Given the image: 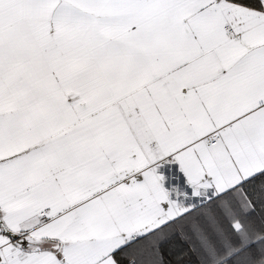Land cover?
Segmentation results:
<instances>
[{
  "label": "snow or ice",
  "instance_id": "1",
  "mask_svg": "<svg viewBox=\"0 0 264 264\" xmlns=\"http://www.w3.org/2000/svg\"><path fill=\"white\" fill-rule=\"evenodd\" d=\"M0 264H264V0H0Z\"/></svg>",
  "mask_w": 264,
  "mask_h": 264
}]
</instances>
